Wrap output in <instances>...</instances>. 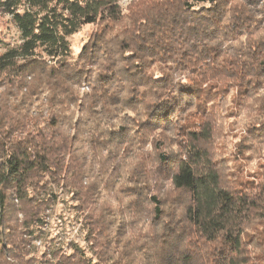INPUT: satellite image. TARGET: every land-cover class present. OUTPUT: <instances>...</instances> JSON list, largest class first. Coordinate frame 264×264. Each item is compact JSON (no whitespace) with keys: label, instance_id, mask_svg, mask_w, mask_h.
I'll use <instances>...</instances> for the list:
<instances>
[{"label":"trees","instance_id":"obj_1","mask_svg":"<svg viewBox=\"0 0 264 264\" xmlns=\"http://www.w3.org/2000/svg\"><path fill=\"white\" fill-rule=\"evenodd\" d=\"M208 2L211 4L212 0ZM247 2L251 4L255 0ZM231 4L232 0H217L212 7L206 8L201 5L200 8H196L192 0H185L184 10L194 18L211 17L217 23V27L211 33L204 35L206 41L224 36L231 39V44L227 49L221 47L212 52L202 50L200 56L191 58L193 75L198 71L195 65H199L201 70H209L210 78L205 80L204 84H200L199 79L195 83L190 82L185 71L178 68L180 78L176 80L175 95L167 99L157 98V92L167 90L171 80L175 78L161 73L154 64L151 68L141 69L139 73H129L127 68H115L117 61L112 60L110 64L97 70L95 61L99 57H89L87 49L89 45L96 49L97 53L105 49L97 42L94 31L74 59L84 66L77 65L75 73L69 71L73 64L70 58L69 38L80 32L83 27L95 26L98 19H104L103 15L92 10L91 5L85 14L77 0H56V4L51 7L48 0H0V15L10 17L7 23L17 33L14 40L0 34V46L9 49L0 56V73L8 71L9 75L5 79L9 84L17 78L24 81L41 64L47 65L49 58H55L58 69L54 67L48 71L49 79L55 80L60 75L65 82L86 85L94 75L96 89L100 95L113 88L122 91V82L131 81L134 85L131 91L140 94L129 96L124 103H121V97L118 95L108 97L103 102L105 111L112 112L114 114L112 119L116 121L115 113L120 110H124L127 115L139 109L145 118L137 122L139 125L137 132L140 133L142 129L143 136L151 138L155 133L169 131L175 123L184 119V114L191 108L193 100L204 98L208 104L212 103L213 90L218 86L214 81L217 78L221 81L231 79L235 75L234 72H211L210 69L215 65H232L240 57H247V60L241 61L240 66L241 68L247 66L250 70L252 64L248 61L251 60L254 64L259 60L255 79L246 76L247 85L242 90L225 88L222 83L219 85L228 100H232L234 95L246 98L243 104L239 100L235 102V110L228 112L226 119L230 117L234 120L229 124L230 127L240 126L256 140L259 137L252 135L255 128L252 121L258 113L252 110L251 105L257 104L258 94L264 92V59H260L261 55H264V29L253 27L252 24H248L247 27L234 25L230 28L225 25L224 21L229 15ZM40 12L44 15L40 16ZM65 12L70 13V16L63 15ZM78 16H84L80 25L74 23ZM109 27V24H104L101 31ZM225 28L228 30L225 31ZM61 30L64 33L62 36L59 35ZM21 40L23 43L17 44V41ZM11 45L15 46L10 47ZM120 45L125 50V55L120 59L131 61L140 68V65L136 64L137 54L127 52L129 47L127 41L122 40ZM233 48L236 49L235 52ZM209 56L212 59L211 65L208 63ZM17 58L23 60V63L16 64ZM90 63L92 67L88 66ZM189 66L186 63L184 68L187 69ZM43 72L44 69L40 68L38 79L43 78ZM149 72L152 73L151 76L141 75ZM74 75L78 77L75 80L72 79ZM141 80L147 82L141 83ZM157 81L163 83L157 85ZM3 83L0 81V86ZM18 86L23 90L28 84L22 82ZM205 86L209 92L207 97L202 96ZM145 87L149 88L147 93L141 91ZM11 95L12 93H9V96ZM31 96L30 102L22 100L21 103H28L30 109L39 108L43 102L41 99L43 90L40 95L33 90ZM44 99L52 104L55 97ZM83 107L81 104L78 111ZM258 107L264 108V105ZM208 111L205 107L199 116H206ZM39 115L41 119L37 121V126L40 131L36 135L39 137L44 133H50L54 137L56 132L53 130L58 126L62 127L60 117L56 114L47 115L45 123L46 114L42 112ZM91 115H100L99 106ZM124 119L125 117H120L121 121ZM117 122L119 127L109 129L113 148L117 144L128 143L127 124ZM224 122L209 119L202 127H197L191 132L193 138H197L199 134L198 138L205 143L193 153L187 164H184L183 157H180L181 164L175 175L172 174L174 169L171 166L174 154L157 152L154 159L158 162V168L162 169L158 173V180L164 179L167 185L162 198L147 186H144L147 188V194L143 190L137 192L130 185L121 187L119 182L113 185L112 189H107L108 195L116 192L115 196L120 195L127 199V201L124 199L126 201L124 203L121 199L115 211L109 209L111 219L106 213L108 208L103 207L105 201L98 207H95L97 201H91L87 208L80 202L79 190H72L68 184L74 173L67 168L66 160L64 164L58 166V161L63 158L53 148H48L47 151L44 149L32 151L29 146H23L13 148L10 154L7 149H0V156L4 157L0 159V264H101L105 256L110 264H204L202 255L205 252L209 264H235V260L230 257H235L242 247L245 223L255 224L257 229L264 230V199L260 195L264 193V186L257 183L259 179L257 174L254 180L232 179L231 182L228 180L229 184L221 168H208L210 161L207 157L212 154L210 149L219 147L217 146L219 137L227 133ZM75 123H80L79 118ZM188 123L200 125L201 121L199 118H193ZM260 127L264 128V124ZM47 138L45 136V139ZM75 139L74 135L73 140ZM17 143L20 144L19 141ZM137 143L153 147L145 140H139ZM239 144L240 142L237 145ZM247 145L242 146L244 152L253 151L255 146L263 147L253 143ZM154 147L160 149L164 147V142L157 140ZM224 160L222 156L216 163L222 164ZM260 167L264 168V164ZM53 188L77 196L78 203L75 208L80 210L84 223L82 225L86 230L85 243L91 253L89 257L83 249L72 243L67 247V252L65 247L47 245L38 257L33 254L36 250V241L43 239V228L46 218L49 217L48 210L55 201ZM174 190H179L176 196L171 195ZM141 198L144 200L136 203ZM143 218H146V226L155 233L152 242L148 244L140 243L138 239L147 236L148 233H138L134 227L139 223L142 225ZM161 221L164 222V231L156 232ZM226 225L227 231L224 230ZM247 233L249 239L243 241L244 245L255 239V232L251 228H247ZM93 249H100V255L98 256Z\"/></svg>","mask_w":264,"mask_h":264},{"label":"clouds","instance_id":"obj_2","mask_svg":"<svg viewBox=\"0 0 264 264\" xmlns=\"http://www.w3.org/2000/svg\"><path fill=\"white\" fill-rule=\"evenodd\" d=\"M216 2L217 0H212L210 4L208 0H192L196 8H200L201 5L206 8L212 7V4ZM48 3L51 7L56 4V0H48ZM77 3L80 4L85 14H87L88 6L91 5L94 12L104 17L103 20H97L93 31L96 33L97 42L103 45L105 51L97 53L91 45L87 49L89 57H99L95 61L97 70L106 64H110L112 60L117 61L115 68H127L129 73H139L141 69L151 68L154 64L161 73L175 78L171 80L167 90L157 92V98L167 99L169 96L175 95L176 80L180 78L177 72L178 68L185 71L190 82L195 83L199 79V83L204 84L205 80L210 78L209 70H201L199 65H195L198 71L196 75H193L191 73V58L200 56L202 50L212 52L221 47L227 49L231 44V39L224 36L216 40L206 41L204 35L211 33L217 27V23L211 17L194 18L192 14L184 10L185 0H77ZM39 15L42 16L44 13L40 12ZM63 15L70 16V13L65 12ZM5 19H10V17L5 16ZM83 20L84 16H78L74 23L80 25ZM104 24H109L110 27L101 31ZM224 24L229 28L234 25L247 27L248 24H252L253 27L264 29V0H255L251 4L247 0H232L229 15ZM227 30L228 28H225V31ZM63 34V30H61L59 35L62 36ZM122 40L127 41L129 45L128 53L135 52L137 54L136 64H139L140 68H137L131 61L120 59L125 55V50L120 45ZM19 43H23V41H17V44ZM14 46L11 45L10 47ZM108 49L113 51L110 52ZM232 50L233 52L236 51L235 48ZM8 51V48L0 46V56ZM185 54H187V58H185ZM260 59H264V55H261ZM243 60H247V57H240L232 65H215L210 69L211 72H234L235 75L231 79L221 81L217 78L214 81L218 86L213 90L211 104H208L207 99L204 98L193 100L191 108L184 114V119L175 123L169 131L155 133L151 138L143 136L142 129L140 133L137 132L139 126L137 122L145 118L139 109L127 113V115H125L124 110H120L115 113L116 121L112 119L114 115L112 112L105 111L103 102L108 97L118 95L121 97V103H124L129 96L140 94V92L133 93L131 91L134 86L131 81L122 82V91L113 88L100 95L96 89L94 75L86 85L65 82L60 78V75L55 80L49 79L48 71L54 67L58 69V66L55 65V58H49L47 65L41 64L26 80L22 81L17 78L12 84H9L5 79L9 75L8 71L5 70L0 73V81L4 82L0 86V149H7L10 154L13 148L23 146H29L32 151L41 149L47 151L48 148H53L63 158L58 161V166L64 164L66 160L67 168L74 173L68 184L72 190H79L80 202L86 208L94 200L97 201L95 207L102 205L109 194L106 190L112 189L113 185L118 182L122 187L130 185L137 192L143 190L146 194L147 188H151L162 198L166 181L164 179L158 180V173L162 169L158 168V162L154 157L159 151L174 154L171 166L174 169L172 174L175 175V171L179 170L181 164L180 157H183V163L187 164L193 153L205 143L198 138L199 134L197 138H193L191 132L197 127H202L204 122L209 119L223 123L226 114L235 110L234 105L237 100L242 104L245 103L246 98L242 95H234L232 100H228L219 87L222 83L225 88L240 91L247 85L246 76L249 79H255L256 65L259 64V60H256L254 64L251 60L248 61L249 64H252L250 70L247 66L241 68L240 63ZM19 63H23V60L17 58L16 64ZM186 63L190 65L187 69L184 68ZM208 63L209 65L212 63L211 56H209ZM77 65L84 66L73 58V64L69 71L75 73ZM14 66L10 65V67ZM88 66L92 67L93 65L90 63ZM40 68L44 69L42 79H38ZM141 75L151 76L152 73H141ZM77 78L75 75L72 77L73 80ZM22 82L28 84V87L23 88V90L18 86ZM140 82L146 83L147 81L141 80ZM162 83L163 81L156 82L157 85ZM33 90L37 95H40L41 90H43V97H41L43 102L39 108L32 107L30 109L28 103H21V101L30 102L32 100L31 91ZM141 91L147 93L149 88L145 87ZM9 93L12 95L9 96ZM208 95V87L205 86V92L202 96L207 97ZM258 95L257 104H253L251 107L254 112L258 113L255 120L252 121V124L255 125L252 135L259 138L253 140L246 131L232 126L228 129L229 137L235 136L240 144L234 147L236 141L232 140L228 142L226 151L218 147L211 148L212 154L207 159L210 161L208 168H226L227 171L236 173L233 179L238 181L242 176L243 169L249 164L248 155H251L256 163L249 170L256 172L259 178L257 183L264 186V168L259 167V165L264 164V151L253 149L251 153L246 155L242 147L249 143L264 146V128L260 127L264 124V108L258 107V105H264V92ZM44 97L49 99L55 97V100L49 104ZM81 104L84 107L78 111ZM97 106H99L100 115H91ZM205 107L209 111L206 116L200 117L199 113L203 112ZM42 112L46 114L45 123L47 115L56 114L60 117L62 127L58 126L57 129L53 130L56 132L54 137L50 133H44L39 137L36 135L40 131L37 121L41 119L39 113ZM120 117H125V119L121 121ZM77 118L80 120L79 124L75 123ZM193 118H199L201 124H189L188 121ZM117 121L127 124L126 138L128 143L117 144L113 148L109 129L119 127ZM74 135L75 140H73ZM45 136L48 138L45 139ZM139 140H145L147 144L153 147L149 148L143 143H137ZM157 140L163 141L164 147L155 148L154 145ZM18 141L20 144L17 143ZM88 141L91 143L89 144ZM225 154L228 155L231 166L216 163ZM3 158L0 156V159ZM238 168L241 169L240 172H237ZM257 177L251 178L256 179ZM243 178L249 179L250 177L243 174ZM178 192L179 190H174L171 195L176 196ZM112 194L116 195V192ZM260 195L264 199V193H260ZM143 200L144 198H141L136 203ZM148 207H151L150 203ZM244 227L246 230L243 234V241L249 239L247 228H251L255 232V239L247 245H244L242 241V247L238 250L237 255L230 258L235 260V264H264V230L257 229L255 224L248 225L245 223ZM224 230H228L227 225ZM162 231H164L163 221H161L156 232ZM137 232L148 233L147 236L138 237L139 242L144 244L151 243L155 234L146 226V222L137 228ZM85 247L87 250V246ZM93 250L97 252L98 256L100 255V249ZM67 251L66 248L65 252ZM33 254L38 255V253ZM89 254L91 255V253ZM202 260L204 264H209L207 252L203 253ZM101 264H110L106 256Z\"/></svg>","mask_w":264,"mask_h":264},{"label":"rangeland","instance_id":"obj_3","mask_svg":"<svg viewBox=\"0 0 264 264\" xmlns=\"http://www.w3.org/2000/svg\"><path fill=\"white\" fill-rule=\"evenodd\" d=\"M94 26H85L83 27L80 32L73 35L69 38L70 46H71V59L73 60L77 58L79 53L81 52L82 48L85 46V44L88 42V38L93 32ZM13 27H10L7 23V19L5 17L0 15V34L1 35H7L9 39H16L17 33L16 31L13 32ZM224 127L227 129V133L224 136L219 137L218 140V148L224 149L225 151L228 149V142L235 140L236 144L233 146H237V144L240 142L237 140L235 136L229 137L228 134V128H230L229 124L234 121L229 117V119L224 120ZM235 128L241 129L240 126L235 125ZM245 146H248L247 144H244ZM151 148V146H146ZM259 150L257 151H264L263 147H257ZM252 152V151H251ZM251 152L245 151V154H249ZM224 162L223 165L231 166V161L229 160V157L227 154L224 155ZM249 164L246 168L243 169L241 180L244 181H250L254 180L251 177H255L256 172L250 171L249 169L253 168L255 165V160L251 155H248ZM260 167V165H259ZM223 170V176L225 180L228 182V180L231 182L232 179L235 177L236 173L227 171L226 168L221 167ZM241 169H237V172H240ZM243 174H246L249 179L243 178ZM230 182H228L230 184ZM122 187V186H121ZM167 188V185L165 186V189ZM72 191V190H71ZM53 192L55 194V201L51 208L48 210L49 217L46 218V223L43 228V239L36 241V250L35 253L43 252L44 247L47 245L52 246H62L67 248L71 243L74 244L77 248L83 249L86 256H90V251L87 249V243H85V232L86 230L83 228V221L81 217L80 210L75 208L77 206L78 201L76 199L77 196L72 194L71 192L68 193L67 191H63L57 188H53ZM109 197L105 198V203L103 205L104 208H108L106 213L109 217H112V214L109 213V209L113 212L116 210V206L119 205V202L121 199H123V203L125 202L124 199L127 201L126 197H119L115 195H108ZM145 210V209H144ZM111 219V218H109ZM144 219V223L146 221V218ZM144 223L141 225V223L134 225V227L137 229L138 227H141L144 225ZM83 224V225H82ZM81 233L83 234L81 236ZM38 255H35L38 257Z\"/></svg>","mask_w":264,"mask_h":264}]
</instances>
